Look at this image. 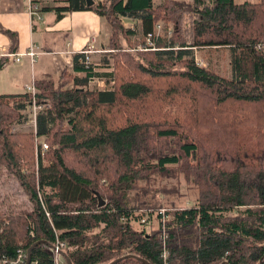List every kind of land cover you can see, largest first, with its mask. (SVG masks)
<instances>
[{
  "label": "trees",
  "instance_id": "obj_1",
  "mask_svg": "<svg viewBox=\"0 0 264 264\" xmlns=\"http://www.w3.org/2000/svg\"><path fill=\"white\" fill-rule=\"evenodd\" d=\"M163 1L165 7L158 9L166 12L163 17L173 23L174 34L157 38V50L116 55L124 60L121 64L115 60L110 89L85 87L96 74L87 72L79 54L74 71H85L86 78H73L74 89H61L42 78L34 83L38 93L34 97L28 92L0 94V166L15 176L32 203L28 212L0 213V259H17L21 250L27 258L32 245L41 242L32 247L28 264H54L53 251L59 244H63L59 252L72 264H110L117 258L115 264H145L142 259L148 264H261L264 0ZM54 2L41 10H54L58 19L67 12L93 11L109 22L107 48L114 50L120 47V38L126 41L135 33L123 27L119 16L138 20L144 37L159 21L153 0H94L91 7L85 0ZM182 15L192 18L185 27L189 42L177 35ZM204 45L231 49L233 78L197 65L192 47ZM3 64L0 59V69ZM162 91L190 100L193 114V103L211 100L204 110L199 107L206 118L201 121L194 114L191 122L183 115L174 122L160 115ZM32 97L48 104L36 118V134L45 136L50 147L44 153L46 164L41 157L38 163L34 159L33 134L8 128L21 118L11 104L19 98L16 107L22 110ZM136 110H142L140 118L135 117ZM232 110L245 121L230 117ZM117 117L122 123L111 125L109 119ZM243 122L253 124L258 135L251 145L259 153L251 158L254 162L241 160ZM203 124L206 134L199 131ZM36 163L37 171L32 168ZM180 172L186 181L195 179L198 198L189 207L168 206L164 219L161 213L156 216L159 227L148 232L140 221L143 213L135 211L162 209L152 191L154 180L176 181ZM98 195L105 200L101 206ZM132 223L141 228L134 229Z\"/></svg>",
  "mask_w": 264,
  "mask_h": 264
},
{
  "label": "rangeland",
  "instance_id": "obj_2",
  "mask_svg": "<svg viewBox=\"0 0 264 264\" xmlns=\"http://www.w3.org/2000/svg\"><path fill=\"white\" fill-rule=\"evenodd\" d=\"M185 2H189L191 0H184ZM243 1V0H242ZM236 0V2H242ZM254 2L258 0H252ZM165 5L163 0H153V6L154 9H156V15L159 16V21L156 22L154 27V35L149 41H146V38L143 34L140 32V25L139 21L133 18H126L123 16H119L118 20L121 21L124 28L127 29H134L135 33L134 36L128 37V39L125 37L126 41L123 40V38H120L119 43L121 42V45L118 49L113 50L112 53H107V55L112 58L113 63L116 64L115 60L118 59V62L121 64L123 63L124 58L121 56H116L118 54H121V52H128V53H134V51L137 52H148L153 51L152 49L156 47V39H169L174 33H173V23L170 22L168 19L164 18L163 15L166 14V12L162 9H158L160 7H163ZM165 7V6H164ZM180 14V13H178ZM163 17V18H162ZM183 21H181L180 24V32L177 34L179 37V40L189 42L190 36H188V33L185 32V27L189 26V23L191 22L192 18L190 16L182 15ZM111 31V29H110ZM122 37V36H121ZM177 39V38H175ZM107 41V40H106ZM192 53L193 58L196 60L195 62L199 67H205L212 73H218L219 75L225 77V79H231L234 77L233 75V66H232V54L231 49L224 45H216V46H210V45H204L203 47H192ZM107 60V58H106ZM107 62V61H105ZM118 64V63H117ZM114 67V66H113ZM73 75L69 72L65 73V77L61 78V75L48 80L51 83H54L56 87H60L61 89H67V88H75V85L72 81ZM75 79V78H74ZM159 83V82H158ZM111 83L108 84V87L106 90L111 88ZM98 85L96 83L86 84V88L89 91L99 90ZM160 88H164V84L159 83ZM165 89V88H164ZM163 89V90H164ZM163 96L160 97V101L164 102L159 107V113L162 116H165L166 118L170 119L171 121H178V118L182 117L183 115L188 116L189 121H193V118H195L194 114H197L196 117H199V119L202 121L206 118V113L202 112L201 110H204L206 105L208 106L211 102V100H208L205 102L204 105L193 103L195 112L193 114L192 107L190 105V100L186 99L184 96H180V94L177 93V95H170L162 91ZM17 103L11 104L12 107H15L21 114V118L18 120H13L12 123L8 125V128L12 133L18 132L20 134H33L32 135V146H34V159L38 163V158L41 157L44 161L43 163L46 164L48 161H46V155L44 154L47 149H44L43 144L46 143L48 146V142L45 140V136L38 137L36 134V118L37 116L44 111L47 103H37L36 99L34 101H27L25 104V108L20 110L16 106V104H21L19 102V98H17ZM49 103V102H48ZM201 108V110L199 109ZM142 114V110H136L135 117L140 118V115ZM146 114H150V112H146ZM194 116V117H193ZM225 116V114H224ZM230 117L236 116L240 121H243L242 114L239 113L237 110H232L230 112ZM110 120L111 125H117L121 124L122 120L120 117H117L114 120ZM141 120H149V118H143ZM245 121V120H244ZM252 124V123H251ZM245 123L243 122L242 125H240V140H242V146L241 151L242 155L241 160L244 163L248 162H254V159H251L252 157H255L259 154L257 147L251 146L255 145L253 143L257 142L256 140V129L255 126H244ZM64 129L68 130L69 124L64 123ZM258 128V127H257ZM206 125H201L200 132H204V134L207 133L206 131ZM258 133V132H257ZM204 141H206L204 139ZM169 143H171L170 147L175 150L176 147H173L175 144L173 141L169 140ZM250 144L247 147H245V144ZM246 144V145H247ZM50 149V147L48 148ZM248 154L245 158L244 156ZM37 163L36 166L32 167L37 171ZM190 165H193L190 163ZM177 180L175 181L172 177L169 179H155L154 184L152 187V191L155 193V197L158 199L156 204H161L162 209L160 208H154V209H148L142 208L138 211H135V215L141 216L140 221L147 226L148 232L154 231L158 226V219L157 214L162 213L161 211H164L166 213V209L168 206L174 205L177 209H181L184 207H189L194 204L195 199L198 198V188L197 183H195V179L191 178L190 181H186L184 175L180 172L177 174ZM193 179V180H192ZM103 181V180H102ZM104 182V181H103ZM163 190V192L161 191ZM32 203L28 201V197L24 195V190L21 188L19 182L16 180L15 176H13L11 173L8 172V169L5 166H0V213H9V214H17L19 212H28L32 208ZM149 214V216H147ZM162 216V215H161ZM151 219V220H150ZM132 226L134 229L141 228L138 226L137 223H132Z\"/></svg>",
  "mask_w": 264,
  "mask_h": 264
},
{
  "label": "crops",
  "instance_id": "obj_3",
  "mask_svg": "<svg viewBox=\"0 0 264 264\" xmlns=\"http://www.w3.org/2000/svg\"><path fill=\"white\" fill-rule=\"evenodd\" d=\"M32 1L40 3L41 8L55 4L54 0ZM245 1L257 2H242ZM41 8L38 18L30 15L27 0H0V59H4L0 69V94L24 95L27 85L42 78L53 79L64 71L73 78L85 79V71H74L75 56L88 45L107 50L109 22L95 12H67L58 19L54 10L44 12ZM30 48L36 52L33 59L25 54ZM12 54L21 56L20 60H15ZM90 60L103 66L96 67L94 82L86 84L99 83L103 87L98 89L104 91L111 83V68L104 66L105 55L98 51L90 54Z\"/></svg>",
  "mask_w": 264,
  "mask_h": 264
},
{
  "label": "built area",
  "instance_id": "obj_4",
  "mask_svg": "<svg viewBox=\"0 0 264 264\" xmlns=\"http://www.w3.org/2000/svg\"><path fill=\"white\" fill-rule=\"evenodd\" d=\"M40 8H41V4L40 3H33L32 0H27V10L29 11L30 15L32 16H36L38 18L41 17V15L39 14V11H40ZM156 35L154 33V31L152 33H148V35L145 37L146 38V41L150 43V39ZM155 49V48H153ZM114 49H109L107 48V50H100V49H95L94 47H91L90 45H88L87 47H85L82 51L79 52V54H81L82 56L80 57V63L83 64V67L87 70L88 73H91V74H95L98 70H97V66L101 65V64H97V63H92L91 60H90V54H92L93 52H100L102 53L103 55H105V62L106 65L104 66H108L109 68H111V71H113L114 69V64L113 63V60L112 58H110L108 55L106 57V54L107 53H112ZM26 55L30 56L31 59H33V57L36 55V52H34L31 48L28 50L27 53H25ZM12 55H15V60L19 61L21 56H18L16 54H12ZM107 58V60H106ZM103 66V65H101ZM96 79L95 76H92L89 81L90 82H94V80ZM111 84H112V81H111ZM98 86H101L99 83H97ZM103 87V86H101ZM105 91V90H104ZM26 92L28 93H32L31 95L34 97L37 93L36 89H35V85L33 84H29L26 86ZM32 97V101H34L35 98ZM43 147H45L44 149H48L49 147L47 146L46 143L43 144ZM161 215L163 216V219H164V214L165 212L164 211H161ZM63 244H59L58 247H55L54 248V264H66L65 260H64V257H62L61 253L59 252V246L61 247ZM164 255L163 256V259L165 260L166 259V256L168 255V253L165 252V249L163 251ZM26 254L24 253L23 250L19 251L18 252V255H17V259H9V258H4V259H0V264H24L25 261H26ZM167 264V263H165Z\"/></svg>",
  "mask_w": 264,
  "mask_h": 264
},
{
  "label": "water",
  "instance_id": "obj_5",
  "mask_svg": "<svg viewBox=\"0 0 264 264\" xmlns=\"http://www.w3.org/2000/svg\"><path fill=\"white\" fill-rule=\"evenodd\" d=\"M85 2H86V6H87V7H91V5L94 4V0H85ZM98 200H99V206L103 205L104 202H105V200H103L99 195H98ZM40 243H41V242H35L34 245H32V247L35 246V245H37V244L40 245ZM32 247H31V249H32ZM31 249H29L28 252H27V258H28V259H27V261H26V264H28V263H29V259H31V258H30V252H31ZM61 255H62V257H64V260H65L66 264H72V263L70 262V260L68 259V257L65 256V254L61 253ZM263 258H264V256L262 257V259L260 260L259 263L263 264V263H262ZM118 260H120V258L115 259V260H114L113 262H111L110 264H115ZM141 261H143L145 264H148V262L145 261V260H143V259H142Z\"/></svg>",
  "mask_w": 264,
  "mask_h": 264
}]
</instances>
